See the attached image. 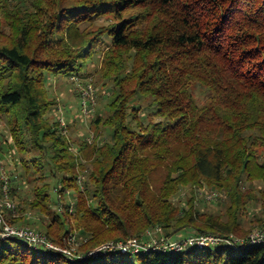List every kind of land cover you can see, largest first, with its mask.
<instances>
[{"label": "trees", "instance_id": "obj_1", "mask_svg": "<svg viewBox=\"0 0 264 264\" xmlns=\"http://www.w3.org/2000/svg\"><path fill=\"white\" fill-rule=\"evenodd\" d=\"M99 50L112 92L90 121L93 138L76 144L51 116L47 82L82 71ZM195 86L208 90L202 104ZM0 118L11 196L21 214L48 219L57 245L79 234L83 252L148 231L247 237L244 214L264 209V0H0ZM202 189L227 195L225 214L199 210ZM0 264H264V242L69 258L0 237Z\"/></svg>", "mask_w": 264, "mask_h": 264}, {"label": "rangeland", "instance_id": "obj_2", "mask_svg": "<svg viewBox=\"0 0 264 264\" xmlns=\"http://www.w3.org/2000/svg\"><path fill=\"white\" fill-rule=\"evenodd\" d=\"M108 40V38H106ZM104 45H102L103 47ZM100 50L94 56L92 60H90L87 65L83 68L82 71H73L65 76L58 77H50L48 79V86L53 95L56 96L58 105L57 109L51 113V116L54 118H58L61 120V126L63 128V133L71 140L76 141V144L82 139H92L94 134L90 129V121L92 117H96L98 114H105L107 112V102L109 99V94L112 92V83L109 81L104 85V80L101 79L98 68L101 63L100 58ZM79 74L78 77H73L74 75ZM73 77V78H72ZM91 86L94 89L93 92V100L89 99L86 96L87 87ZM195 95L198 98L199 103H204L208 98V90L195 86L194 88ZM85 93V94H84ZM140 95H138L132 104L136 103V100ZM92 100V101H91ZM85 102H89L88 107L90 108L89 112H86L84 105ZM142 103V118L145 122L148 121V115L150 110L146 107V101H140ZM155 109V108H153ZM104 132L100 137L102 142L111 140L112 130L103 129ZM10 139L8 134V128L6 124V120L0 118V141L3 142V150L0 152V188H1V196L0 201L5 199L4 195V177H8V195L9 199H11L16 206L15 211L4 209L3 216L6 221L10 225H14L18 228H24L34 231L38 235H43L49 239L45 232V226L47 225L48 219L38 214L36 211H32L28 209L26 212L21 214L18 208V200L13 198L11 195V178L9 176V166H12L9 153L11 150L8 148L6 141L3 139ZM77 150V147H76ZM74 149L73 152H76ZM12 153V152H11ZM10 153V154H11ZM9 158V159H8ZM7 162H6V160ZM8 164H10L8 166ZM163 173L158 172L154 175V186L157 187L162 181ZM50 179V178H49ZM32 187L33 184L30 182H26L22 185L25 196L29 197L32 195ZM213 191H218L216 189L207 190L202 189L197 192V206L199 210L212 212L215 214H225L227 208V195L223 192H220V195L215 198L208 197ZM188 189H182L181 192L175 197V201L178 202L181 206L186 204V198L188 197ZM13 208V207H11ZM8 215V217H7ZM22 220H21V219ZM11 219H20L17 222L12 223ZM260 223H264V209L260 204H253L249 207L248 211L244 214L242 218V225L245 229L251 230L250 233L254 231L264 230V226L260 227ZM149 230V229H147ZM146 230V231H147ZM250 233L247 235L249 236ZM180 235L188 234V231H182L179 233ZM192 235V234H191ZM235 235V234H234ZM190 236L185 235L183 237ZM238 238H243L245 236H238ZM182 238V237H181ZM84 237L80 236H71L67 241V244L63 247H68L70 249L78 250V245H81L84 242ZM51 240V239H49ZM52 241V240H51ZM101 245V244H100ZM32 246V245H31ZM34 247V246H33ZM41 250H44V247H41ZM89 258V257H87Z\"/></svg>", "mask_w": 264, "mask_h": 264}, {"label": "built area", "instance_id": "obj_3", "mask_svg": "<svg viewBox=\"0 0 264 264\" xmlns=\"http://www.w3.org/2000/svg\"><path fill=\"white\" fill-rule=\"evenodd\" d=\"M86 96L89 99L93 100V92L94 89L91 86L87 87ZM91 100V101H92ZM89 102H85L84 108L86 112L90 111L88 107ZM4 195L5 199L0 201V225L2 227V231L0 233V237H17L23 239L29 245L34 247L37 246H46L47 248L54 249L57 251H61L65 253L69 258H87V257H96L100 254H103L107 251L111 250H121L122 252H138L144 251L148 252L150 250H159V251H182L191 247H205V246H217L221 244H228L233 246L234 248H242L245 246H249L252 244H257L264 242V230L254 231L250 233L249 236L238 238L234 235L223 236L220 234L213 233H205L199 235H190L178 239H171L167 236L161 235H153L152 231H148L149 237L145 241L139 240L138 238H129L125 241H109L103 243L93 249L78 252L75 249H70L68 247H63L55 244L53 241L49 240L43 235H38L34 231L24 228H18L14 225H10L3 216V210H13L15 211L16 206L15 203L7 198L9 197L7 189H8V177H4ZM10 187V186H9ZM208 197L215 198L220 195L219 191H213L209 193ZM13 207V208H11ZM158 228L153 232H157Z\"/></svg>", "mask_w": 264, "mask_h": 264}]
</instances>
